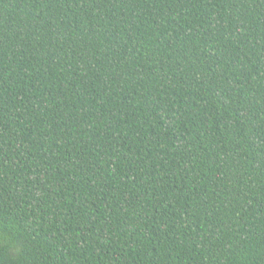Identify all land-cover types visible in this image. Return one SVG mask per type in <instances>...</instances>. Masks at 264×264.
Returning a JSON list of instances; mask_svg holds the SVG:
<instances>
[{"label":"trees","instance_id":"16d2710c","mask_svg":"<svg viewBox=\"0 0 264 264\" xmlns=\"http://www.w3.org/2000/svg\"><path fill=\"white\" fill-rule=\"evenodd\" d=\"M0 264H264V0H0Z\"/></svg>","mask_w":264,"mask_h":264}]
</instances>
